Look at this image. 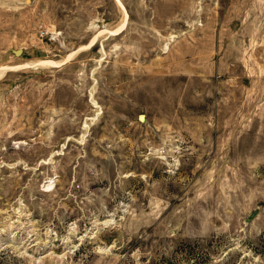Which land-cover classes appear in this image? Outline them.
<instances>
[{"label":"rangeland","instance_id":"374dc122","mask_svg":"<svg viewBox=\"0 0 264 264\" xmlns=\"http://www.w3.org/2000/svg\"><path fill=\"white\" fill-rule=\"evenodd\" d=\"M0 264H264V0H0Z\"/></svg>","mask_w":264,"mask_h":264},{"label":"bare ground","instance_id":"6f19581e","mask_svg":"<svg viewBox=\"0 0 264 264\" xmlns=\"http://www.w3.org/2000/svg\"><path fill=\"white\" fill-rule=\"evenodd\" d=\"M121 24H122V23H121ZM121 28H122V27H121ZM118 31H119V30H118ZM97 35H98V34H97ZM94 37H95V36H94ZM93 41H94V40H91V42H90L88 45H91V44L93 43ZM80 49H81V48H80ZM75 52H76V51L70 53V56L73 55ZM68 57H69V56H68ZM68 57H67V58H68ZM56 62H57V61H56ZM56 62H54V63H56ZM61 63H62V62H61ZM56 64H57V63H56ZM56 64H55V65H56ZM141 117H142V116H141Z\"/></svg>","mask_w":264,"mask_h":264},{"label":"water","instance_id":"95a60500","mask_svg":"<svg viewBox=\"0 0 264 264\" xmlns=\"http://www.w3.org/2000/svg\"><path fill=\"white\" fill-rule=\"evenodd\" d=\"M17 52H19V51H17Z\"/></svg>","mask_w":264,"mask_h":264}]
</instances>
